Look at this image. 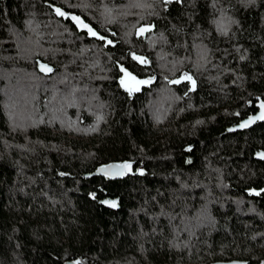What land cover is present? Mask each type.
Here are the masks:
<instances>
[{
  "label": "trees",
  "instance_id": "16d2710c",
  "mask_svg": "<svg viewBox=\"0 0 264 264\" xmlns=\"http://www.w3.org/2000/svg\"><path fill=\"white\" fill-rule=\"evenodd\" d=\"M262 101L264 0H0V264H264Z\"/></svg>",
  "mask_w": 264,
  "mask_h": 264
},
{
  "label": "snow or ice",
  "instance_id": "6c2138e0",
  "mask_svg": "<svg viewBox=\"0 0 264 264\" xmlns=\"http://www.w3.org/2000/svg\"><path fill=\"white\" fill-rule=\"evenodd\" d=\"M55 12H56L57 15L62 16V17H65V18H68V16H69L68 13L64 12L60 8H56L55 9ZM71 20L72 21H75L78 25H80L83 28L87 29V31H88V33L90 35H92L94 37H97L100 40H105L106 39L104 36L98 35V33H96L88 24H85L78 16H74V15L71 16ZM146 30H150V29L141 28L140 29V32L143 33ZM107 43L111 44L112 41L111 40H108ZM133 59H136V60L140 61L141 63H146L147 62V61L143 60L141 57H138V56H135V55H133ZM40 67H41V70L42 71H46V72H51L52 71L51 68H48L45 65H41ZM121 71H124L125 72V75L128 76L131 81H134L136 85H139V84H142V83H148V81H139V80H136V78L134 76H132L131 73L127 72L123 68H121ZM188 79H191V77H188ZM174 82L175 83H178L179 81H174ZM121 83L124 84L125 81L122 79L121 80ZM193 84H194V81H193ZM128 90L131 92L133 90H138V88H129ZM260 107H261L262 111L260 112V115L259 116L252 117L251 119H249L247 121H244L243 123H241L239 125V127L240 128H245V127H247L250 123H252L256 119L264 120V101L261 102ZM237 115H239V113H237ZM260 156H261L262 159H264V153H261ZM109 168L116 169L117 172H118V174H121L122 173V170L130 169L131 168V164L124 163V164H120V165H111V166H109ZM101 171H104V170L102 169ZM105 174L107 175L106 172H105ZM93 198H95V197L93 196ZM103 203L111 204L112 206H115V203L112 202V201H103Z\"/></svg>",
  "mask_w": 264,
  "mask_h": 264
},
{
  "label": "water",
  "instance_id": "95a60500",
  "mask_svg": "<svg viewBox=\"0 0 264 264\" xmlns=\"http://www.w3.org/2000/svg\"><path fill=\"white\" fill-rule=\"evenodd\" d=\"M52 8L55 10L57 7H53V6H52ZM64 12H65V11H64ZM69 16H71V15H69ZM141 28L150 29V30H146V31H144L143 33H141V32H140V29H141ZM153 30H154V26H142V27H140V28L137 29L136 34H137V36H139V37H140V36L145 37V36L147 35L148 32H151V31H153ZM141 58H142V57H141ZM142 59L144 60V58H142ZM145 61H146V60H145ZM138 62H139L140 64H142V65H146V66L149 65V62H148V61H147L146 63H141L140 61H138ZM41 65H45L46 67L51 68L52 71H51V72L42 71V70H41V67H40ZM53 70H54V69H53L52 66H50V65H48V64H46V63H43L42 61H39V71H40L41 73H43V74H45V75H51V74L53 73ZM261 111H262V109H261V107L259 106V110L257 111L256 114H254V115H252V116H250V117H248V118L242 120L238 125L229 128L228 131H229V132H239V131L244 130L245 128H253L258 122H264V120L256 119V120H254L252 123H250V124H249L247 127H245V128H240V127H239V125H240L241 123H243L244 121H247V120L251 119L252 117H257V116H259ZM261 153H264V151L257 152V154H256V159L259 160V161L264 162V159H262L261 156H260ZM116 201H117V203L119 202V200H116ZM117 208H118V207H117ZM228 264H247V262L233 261V262H230V263H228Z\"/></svg>",
  "mask_w": 264,
  "mask_h": 264
},
{
  "label": "rangeland",
  "instance_id": "374dc122",
  "mask_svg": "<svg viewBox=\"0 0 264 264\" xmlns=\"http://www.w3.org/2000/svg\"><path fill=\"white\" fill-rule=\"evenodd\" d=\"M125 81V86L129 89V88H137L138 85L135 84L134 81H131L130 78L128 76L125 77L124 79ZM104 170V171H101V170ZM100 170L101 173L105 174V172L107 173V176H119V175H124V174H127V173H132L133 169H132V166L130 169H125V170H122V173L121 174H118L117 170L116 169H112V168H109L108 167H105V168H102Z\"/></svg>",
  "mask_w": 264,
  "mask_h": 264
}]
</instances>
